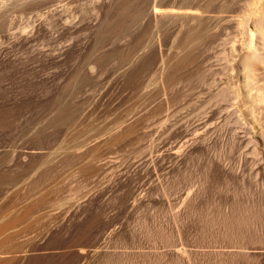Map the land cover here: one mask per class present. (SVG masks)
I'll return each instance as SVG.
<instances>
[{
    "label": "rangeland",
    "instance_id": "1",
    "mask_svg": "<svg viewBox=\"0 0 264 264\" xmlns=\"http://www.w3.org/2000/svg\"><path fill=\"white\" fill-rule=\"evenodd\" d=\"M262 29L264 0H0V264H264Z\"/></svg>",
    "mask_w": 264,
    "mask_h": 264
},
{
    "label": "bare ground",
    "instance_id": "2",
    "mask_svg": "<svg viewBox=\"0 0 264 264\" xmlns=\"http://www.w3.org/2000/svg\"><path fill=\"white\" fill-rule=\"evenodd\" d=\"M252 2V1H251ZM257 11V10H256ZM253 12V11H252ZM258 12V11H257ZM258 15H259V13H257ZM253 17V16H252ZM261 17V16H260ZM254 18H256L255 16H254ZM250 20H251V18H250ZM257 20V19H256ZM229 22H230V20H229ZM254 22H255V20H254ZM249 24V23H248ZM247 26V25H246ZM245 26V27H246ZM252 26V25H251ZM254 26V25H253ZM257 26V25H256ZM259 27H261L262 28V26H259ZM249 28V27H248ZM259 30V32H261V29H258V28H255V30ZM246 30V29H245ZM247 31H248V29H247ZM245 32V31H244ZM258 31H256L255 33H257V35H260L261 33H259ZM259 33V34H258ZM264 32H263V29H262V35L264 36V34H263ZM263 36H261V38H263ZM250 37H251V42H250V44L252 45L253 44V38H254V32H251L250 33ZM254 45V44H253ZM251 47V46H250ZM250 47H249V49H250ZM249 49H248V51H249ZM252 49H253V51H252V54L251 55H247L246 57H243V59L245 58V62H244V69L245 70H250L251 71V65H252V63H251V61L253 62V64H254V59L256 60V58L258 57V54H257V51H256V49L257 48H253V46H252ZM259 52V51H258ZM257 59H259V58H257ZM260 59H261V57H260ZM259 59V60H260ZM183 62V61H182ZM182 62H180V65L182 64ZM243 62V61H242ZM241 62V63H242ZM177 66H179V65H177ZM177 68V67H176ZM253 69V68H252ZM249 74H250V72H248ZM252 73V72H251ZM247 75V74H246ZM251 75V74H250ZM252 75H253V73H252ZM249 79H250V77H249ZM48 169V168H47Z\"/></svg>",
    "mask_w": 264,
    "mask_h": 264
}]
</instances>
